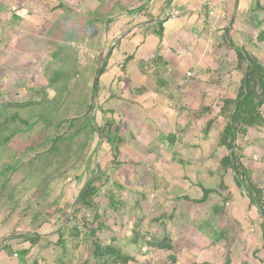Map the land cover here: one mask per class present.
Here are the masks:
<instances>
[{
    "label": "rangeland",
    "instance_id": "1",
    "mask_svg": "<svg viewBox=\"0 0 264 264\" xmlns=\"http://www.w3.org/2000/svg\"><path fill=\"white\" fill-rule=\"evenodd\" d=\"M125 1L105 6L97 0H0V240L8 242L12 251V255L3 252L1 244L0 264H95L88 236L73 241L65 230L75 220L74 202L97 168L109 179L95 199L98 222L105 226L97 236L103 246L112 242L134 257L137 263L129 264L163 263L170 253L146 243L164 238L172 241L174 264H264L260 217L230 175L225 184L232 194L221 193L228 200L223 216H214L212 210L224 203L220 197L212 195L202 205L182 199L201 198L199 185L218 189L222 174L219 162L226 155L224 150L216 151L217 135L225 124L219 109L224 99L235 97L240 80L234 71V51L228 50L229 66L217 70L218 78L204 77L199 82L196 77L186 78L181 86L163 91H172L181 99L167 101L169 108L176 103L184 108L177 115H164L166 101L151 79L143 81L150 94L133 95L131 90L140 85L137 75H123L118 63L122 59L110 56L109 69L100 79L99 97L92 99L98 54L106 58L114 50V39L109 38L111 20L104 22L112 10L124 9ZM58 4L64 8L56 9ZM90 19L103 23L89 26ZM248 31L251 36L245 47L264 65V41L258 40L264 31V14L258 15V30ZM99 35L103 40L96 45ZM59 48L64 51L57 59ZM65 54L75 55L76 70L70 73L60 96L48 83L52 72L63 66ZM131 69L128 66L126 73L136 71ZM115 74H120L119 81ZM89 101L94 105L90 116H94L96 128L105 125L111 116L104 115L108 110L120 125L126 145L121 149L119 169L110 164L109 147L101 144L98 133L87 139L89 132L83 128L86 120L81 117ZM3 103L34 105L7 109L5 114ZM14 114L16 120L6 125L4 118ZM65 119L79 120L67 133L72 137L47 156L55 128ZM210 120L215 121L204 138ZM24 121L27 123H21ZM184 126L181 136L179 130ZM17 129L16 136L3 142ZM178 134L181 142L169 143L168 136L179 138ZM238 141L245 150L243 163L264 191V129L251 130ZM116 182L122 191L113 186ZM108 192L127 202L126 206L114 210ZM94 214L81 210L77 218L85 217L92 223ZM67 216L72 219L69 223L65 222ZM42 220L46 221L42 228H36ZM138 223L143 238L134 244ZM63 230L65 252L55 245ZM35 232L48 240L32 249L22 262L20 250L30 245L18 242V236ZM221 234H225L222 239ZM217 238L220 241L214 242ZM108 264L113 263L109 260Z\"/></svg>",
    "mask_w": 264,
    "mask_h": 264
},
{
    "label": "trees",
    "instance_id": "2",
    "mask_svg": "<svg viewBox=\"0 0 264 264\" xmlns=\"http://www.w3.org/2000/svg\"><path fill=\"white\" fill-rule=\"evenodd\" d=\"M107 0H98V4L101 2V5H109V2H106ZM64 8L61 4H58L56 9H62ZM99 9V8H98ZM95 12V8H94ZM94 15V13H93ZM110 15V14H109ZM93 18V17H92ZM107 21L104 22V24H108L110 21H108V17L106 18ZM91 20V19H90ZM89 20V21H90ZM99 24L103 23L98 20H91V24ZM156 36L159 40L163 37V23H159L156 25ZM107 29V28H106ZM83 37V36H82ZM84 40V38H82ZM258 40L260 42L264 41V31H261L258 35ZM226 43L228 44V47L232 51H234V54L236 56V64L234 71L240 76V80L237 85L236 94L234 98H226L222 101V105L219 109V117L224 121V126L222 131L217 135V150H224L226 153L225 156H223L219 162L220 169L222 174H220V183L218 185V189L215 188H205L203 186H198L199 189L202 192V196L199 199L196 200H190L189 197L183 196L182 199L186 201H190L195 205H202L205 204L212 195H215L217 197H220L223 200V204L221 206L214 205L212 207L213 214L216 217H221L224 215L225 212V205L228 203L227 198H223V195L221 194L224 192H230L229 187L225 184V181L229 179V177H232V180L236 187L242 192L243 196L246 197L249 200V207L255 208L258 212V216L261 220V226H262V235L264 238V191L260 189L255 182L253 181L251 172L247 169L245 164L243 163L245 159V150L242 146H240L239 139L246 137L251 130H258V129H264V65L260 63L258 58L253 54V52H249L245 46L243 47H237L235 46L230 38L229 34L226 36ZM118 46H114V49H116ZM64 51L63 48H59L58 54L55 56V58H59V55ZM99 57L97 59V68L94 73V77H96L97 72L99 70L100 65L102 64L104 58V55L102 56V53L98 54ZM112 57V54L110 55V58ZM108 58V59H110ZM61 60V59H60ZM133 60V56H127L122 64L120 65V69L122 71L123 75H127L126 71L128 68V65ZM62 64L59 69L52 72V76L49 79L48 87L49 88H56L59 91L60 96L63 95L66 86L68 78L70 77V73H72L74 70H76V57L75 55H64L62 58ZM67 62L69 64H67ZM159 63L160 59L157 58L156 60H152L148 63H140V73L142 75L148 76L149 79L153 80L159 90L162 93L167 88V82L165 81V75H166V69L165 70H159ZM152 67V73H150V68ZM108 69V61L106 62L101 76L99 78L98 84L95 88L93 93L92 99H98L99 93H100V79L101 77L106 73V70ZM117 81H119L118 78H116ZM121 81V80H120ZM131 91H133V95L136 97H141L147 93V89L143 86H138L137 88H133ZM164 93V92H163ZM60 99V97H58ZM111 98V96H110ZM92 101V100H91ZM27 105H34L33 103L30 104H10V103H3L2 104V110H4V113L7 109L12 108H25ZM94 108V105L89 101V104L86 105V113L83 117L86 121L84 123L83 128H86L88 130V138H91V136L94 133H98V136L100 138L101 144L107 145L109 147V153L112 157V160L110 161V164L115 167L116 169H119L122 165L120 161L121 156V149L126 144V140L124 136L120 134L121 128L119 123L115 122V120L111 117L113 114V111L108 110L104 111V115H111L107 118L105 125L101 128H96L93 124L94 116L91 117L90 113L92 109ZM204 111H210L209 108L203 109ZM6 114V113H5ZM17 118L16 114H14L12 117H5L4 123L7 125L8 122H13ZM80 119V118H79ZM78 119H65L61 121L55 128L56 135L54 138L51 139V148L46 151L47 156H49L52 152H54L56 149H58V144L63 142L65 139H69L72 136L67 137V133L69 130H71L75 124L78 122ZM215 120H210L207 123V126L205 130L203 131L204 138H207ZM3 123V122H2ZM0 123V127L3 126V124ZM26 124L27 122H21ZM20 129H17L14 133L12 132L10 136L3 139V142L10 141L14 136L18 134ZM78 133V130H75V134ZM177 136V134H176ZM176 136L169 135L168 141L169 143L176 142ZM182 166V165H181ZM96 174L95 171L92 172L91 177H93ZM230 175V176H229ZM106 175L101 172V170L98 169L97 175L92 178L90 181H86L85 184H87L86 188L83 190V192L80 194L78 202L76 207L74 208V221L71 223V227L68 230V236L70 240H77L82 236H88L91 242V247L93 249L92 251V258L95 260V264H108L109 260L113 264H129L130 262L137 263L135 258L126 254L123 252V250L117 246H114L112 242H110L108 245L103 246L99 239L98 234L102 232L105 228L103 223L98 222L99 218L97 215L98 209L95 205V199L99 195L102 189H104L107 184L109 183V179L105 178ZM90 177V178H91ZM85 186V185H84ZM113 186L119 190L122 191L124 188L118 184L117 182ZM84 188V187H83ZM230 195V194H229ZM228 195V197H229ZM144 198V197H143ZM108 201L110 206L116 210L117 212L120 209H123L127 202L121 201L119 199V196H115L112 192H108ZM81 210H87L90 213H95L92 223H90L87 218L83 217L80 220L77 218V215ZM46 222V221H45ZM44 220L39 222L36 226V228H42L44 225ZM65 222L69 223L71 222V216H67L65 218ZM65 223V224H66ZM96 224V225H95ZM140 228V223L136 225L135 230V237L133 238L132 243L137 244L139 240H141L143 237L140 234V231L138 230ZM82 233V235H81ZM222 235L225 236V234H221L219 237L222 239ZM65 232L61 231L58 234V240L55 243V245L59 246L62 252H65L66 249V240H65ZM23 242L28 243L30 245V248L36 247L43 239L44 237H41L38 235L37 232L32 234H26L22 237H20ZM220 239H216L214 242H219ZM147 246L150 248L168 252L170 255L168 258L160 264H174L176 259L173 255V246L172 241L169 238H164L160 241H157L155 243L147 242ZM4 249L9 252L10 255H12V251L9 245H6ZM28 250H23L19 253V257L21 261L23 262V259L27 256ZM24 264V263H23ZM88 264V263H85Z\"/></svg>",
    "mask_w": 264,
    "mask_h": 264
},
{
    "label": "crops",
    "instance_id": "3",
    "mask_svg": "<svg viewBox=\"0 0 264 264\" xmlns=\"http://www.w3.org/2000/svg\"><path fill=\"white\" fill-rule=\"evenodd\" d=\"M261 1L126 0L124 9H114L108 17V20H111L112 30L109 38L114 39L111 47L118 46L113 50L111 58L122 59L117 61L122 64L127 56H133L128 66L131 65V68H135L136 71H130L127 75H137L139 86L143 87H145L143 81H149V78L140 73L139 64L148 63L157 58L160 59L159 70L166 69L165 81L168 91L173 88L172 86H181L188 73L192 74L191 80L196 77L197 82L199 79L203 80L204 77L218 78L217 70L229 66L227 61L230 58L227 54L231 49L226 43L227 34L235 46H245L251 36L248 30H258V15L264 14V2ZM106 2H109V6L110 4L117 5L118 0H107ZM94 8L95 6L91 9V15L94 13ZM175 13L178 15L175 16ZM159 23H163L164 29L161 40L155 33L156 25ZM98 37L96 45L102 43L103 40L100 35ZM115 76L118 78L120 74H115ZM172 93L174 92L159 94L166 101L163 108L164 115H167V112H174L177 115L178 111L184 109L179 106V103L171 104L172 108H169L167 101H181ZM153 94L157 96V93L153 92ZM185 129L186 126L179 130L180 135L181 132L183 134L186 131ZM180 135L178 134L179 138L176 137V142L172 144L181 142L182 135ZM46 240L48 238L44 237L39 244L41 245ZM20 241L23 242L22 239H18V242ZM1 244V250L4 252V247L9 244L0 240V247ZM36 247L24 248L20 252L28 250L29 254ZM3 252L0 251V254Z\"/></svg>",
    "mask_w": 264,
    "mask_h": 264
},
{
    "label": "water",
    "instance_id": "4",
    "mask_svg": "<svg viewBox=\"0 0 264 264\" xmlns=\"http://www.w3.org/2000/svg\"><path fill=\"white\" fill-rule=\"evenodd\" d=\"M111 52H112V50L109 52L108 56L103 60L102 64H101L100 67H99V70H98V72H97V75H96V77H95V79H94L93 91L95 90V88H96V86H97V84H98V81H99V78H100V76H101L102 70H103V68H104V66H105V64H106V62H107V58L110 56ZM97 173H98V168H97L96 174H95L92 178H94V177L97 175ZM92 178H91V179H92ZM91 179H90V180H91ZM90 180H89V181H90ZM86 186H87V184H85L84 188H82L81 193H82L83 190L86 188ZM81 193H80V194H81ZM80 194H79V196H80ZM78 199H79V197L77 198V200H76V201L74 202V204H73V211H74L75 205H76L77 202H78ZM71 220H72V219H71Z\"/></svg>",
    "mask_w": 264,
    "mask_h": 264
},
{
    "label": "built area",
    "instance_id": "5",
    "mask_svg": "<svg viewBox=\"0 0 264 264\" xmlns=\"http://www.w3.org/2000/svg\"><path fill=\"white\" fill-rule=\"evenodd\" d=\"M178 14L177 13H175V16H177ZM192 77V74H190V73H188L187 74V78L189 79V78H191Z\"/></svg>",
    "mask_w": 264,
    "mask_h": 264
}]
</instances>
